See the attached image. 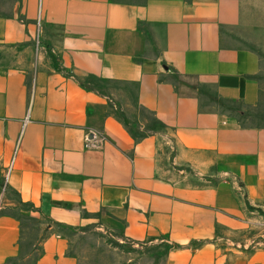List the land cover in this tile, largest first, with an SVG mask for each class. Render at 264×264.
<instances>
[{
	"label": "crops",
	"instance_id": "1",
	"mask_svg": "<svg viewBox=\"0 0 264 264\" xmlns=\"http://www.w3.org/2000/svg\"><path fill=\"white\" fill-rule=\"evenodd\" d=\"M8 4L0 181L46 222L23 249L0 188V264H80L62 228L93 222L162 264H264V124L218 104L264 108V0ZM136 109L166 126L133 137Z\"/></svg>",
	"mask_w": 264,
	"mask_h": 264
},
{
	"label": "rangeland",
	"instance_id": "2",
	"mask_svg": "<svg viewBox=\"0 0 264 264\" xmlns=\"http://www.w3.org/2000/svg\"><path fill=\"white\" fill-rule=\"evenodd\" d=\"M10 0H0V14L10 15L11 6L8 4ZM15 49L0 45V65H9L14 59ZM30 78V76H29ZM79 81L85 85L100 86V83L91 77L78 76ZM219 106L225 110H230L233 114H240L244 122H252L253 124H264V108L254 109L240 105L239 103H223L219 102ZM129 111L127 116L122 117L126 126L135 138H139L147 133L148 127L156 126L164 128L166 124L159 118H154L139 109ZM142 115L147 121V125L139 128L134 123L132 115ZM0 188L6 200L11 204L3 212L18 217L23 229L22 247L26 249L28 239L37 238L35 227L38 223L46 221L35 213L34 209L23 203L17 194L9 188L4 180L0 181ZM264 222V217L259 218ZM62 231L71 241V252L79 256L80 264H162L164 248L155 250L152 247L138 246L121 238V232L118 228L91 224L83 229V234L79 237L74 236V232L70 228H62ZM264 232V228H263ZM28 248V247H27Z\"/></svg>",
	"mask_w": 264,
	"mask_h": 264
},
{
	"label": "trees",
	"instance_id": "3",
	"mask_svg": "<svg viewBox=\"0 0 264 264\" xmlns=\"http://www.w3.org/2000/svg\"><path fill=\"white\" fill-rule=\"evenodd\" d=\"M0 15H3V14H0ZM131 134H132V133H131ZM144 135H145V134H144ZM144 135H142L141 137H143ZM132 136H133V134H132ZM133 137H134V136H133ZM139 138H140V137H139ZM13 216H14V215H13ZM14 217H15V216H14ZM16 218L18 219V217H16ZM44 218H45V217H44ZM18 220H19V219H18ZM43 238H44V236H41V237H40V240L43 239Z\"/></svg>",
	"mask_w": 264,
	"mask_h": 264
}]
</instances>
